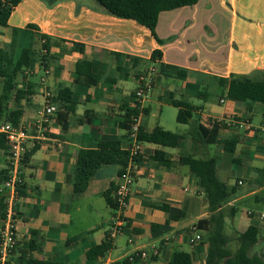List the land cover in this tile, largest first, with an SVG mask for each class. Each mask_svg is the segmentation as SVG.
I'll return each mask as SVG.
<instances>
[{
	"label": "crops",
	"instance_id": "obj_1",
	"mask_svg": "<svg viewBox=\"0 0 264 264\" xmlns=\"http://www.w3.org/2000/svg\"><path fill=\"white\" fill-rule=\"evenodd\" d=\"M217 2V11L212 6L213 0H199L191 7L160 13L155 33L161 44H157L144 27L108 15L93 0H56L51 5L43 0H22L15 7L7 27L0 30V43L9 42L12 29L20 30L21 34L26 32L31 37L32 33L25 31L31 24L36 26L37 33L50 38V49L45 67L37 62L31 70L23 73L24 82L19 89L30 85L31 94L15 106L20 111L18 124L28 130L27 153L36 149L28 159H25L26 153L20 166L22 185L15 223L16 246L6 261L8 264H28L29 261L113 264L126 258L130 264H168L175 249L181 251L182 245H189L191 228L209 216L197 178L179 160L189 156L213 159L219 181L229 188L242 187L246 181L238 178L234 185L228 186L220 179L217 158L210 154L213 150L218 151L217 156L225 154L224 141L238 140L231 155H238L232 158L233 163L264 162V140L259 139L260 133H264V106L229 100L217 81L210 79L229 78L230 75L253 80L264 78V8L258 12V18L256 13L249 14L241 8L236 23L235 0ZM183 14L186 18L180 29L176 22ZM225 14L230 15L228 29L224 28L228 30L226 47L229 57L223 66L218 67L216 36L219 30L215 20ZM235 31H238L237 35ZM80 45L83 47L81 53L78 51ZM0 49L5 50L2 45ZM154 50L160 51L161 58L153 61L150 56ZM232 55L236 57L237 65L232 64ZM80 60L92 63L93 72L101 74L96 86L87 88L74 83V65ZM148 67L155 70L157 79H154L156 83L144 106L148 112H138L135 116L137 129L150 132L159 127L182 139L175 148L140 143L138 171L129 195V207L124 213L126 229L109 238L113 210L106 204L103 194L111 184L116 186L120 167H100L86 191L75 197L76 156L81 149H94L98 141H119L121 150L127 148L129 131L122 129L121 124L125 112L135 108L132 94L139 74ZM211 83L215 84L210 88L216 96L213 99L203 93L204 89L209 90ZM64 88L70 90L76 102L73 111L59 120L60 106L54 97L57 114L45 124L43 136H39L34 121L43 108L45 93L56 96ZM170 96L193 108L191 124L212 130L215 143L194 144L189 128L180 134L169 131L160 121L154 127H147L146 116L152 111L151 104L160 106L158 115L153 114L159 119L161 106L173 107L168 103ZM255 113L260 115V121L254 126ZM155 152L163 153L170 162L169 167L154 161ZM6 165L7 155L0 149V172L6 171ZM224 172L221 167V176ZM247 173L250 174L248 185L264 182V165L260 168L249 166ZM263 188L261 186L258 190ZM254 191L250 187L249 194L253 196ZM244 196H236L226 206L231 204L232 207ZM99 200L106 208H100L95 214L94 206L100 204ZM160 206L166 209H159ZM249 213V218L240 221L247 219L251 225L254 218L251 219ZM180 220L187 222L179 227ZM197 233L202 241L205 232L197 230ZM105 240L110 243L109 251L102 257L87 260L86 251ZM202 242L195 247L189 245L194 248L191 249L193 264H198V260L204 264L205 245ZM119 246L125 253L113 257ZM141 253L145 254L143 258ZM131 256L136 259L130 260Z\"/></svg>",
	"mask_w": 264,
	"mask_h": 264
},
{
	"label": "trees",
	"instance_id": "obj_2",
	"mask_svg": "<svg viewBox=\"0 0 264 264\" xmlns=\"http://www.w3.org/2000/svg\"><path fill=\"white\" fill-rule=\"evenodd\" d=\"M22 0H0V27H7L8 19L15 7ZM51 5L56 0H43ZM101 7L108 15L135 22L141 27H144L150 32L157 44L161 41L157 38L155 28L159 14L166 11H172L183 7H191L199 0H93ZM37 28L34 25H27L25 31L32 33L31 39L35 36L40 42L39 49L32 48V42L28 47H22L16 57L13 53H9L0 49V124L8 122L12 125L18 124L20 111L16 108L9 109L6 106L9 103L18 104L21 100L27 98L30 92V85H26L25 89L16 87L15 80L18 75L23 76V73L32 69L37 62L45 67L46 59L49 55L50 38L36 32ZM35 32V33H34ZM20 30H11L10 46L14 48L17 43ZM34 33V34H33ZM35 42V40H33ZM33 42V43H34ZM83 47L80 45L78 51L81 53ZM161 58L159 50H154L150 56V60ZM75 84H80L87 88L94 87L101 79V74L93 72L92 63L86 60L77 61L74 65ZM217 84L223 89L227 99L238 102L258 103L264 106V78L253 80L243 76L230 75L229 78H218ZM134 94V93H133ZM132 94V97H133ZM56 101L60 108L58 111V119L63 120L73 111L76 102L72 98L70 90L64 88L58 91ZM168 103L177 109L175 121L178 124L189 125V134L193 138L194 144H213L215 138L212 130H207L199 124H191L192 107L183 100L173 99L169 97ZM144 114L148 111L142 110ZM138 113L136 108L128 109L125 112V118L121 124V128L130 131L133 126L131 117H135ZM137 139L140 142L152 143L155 145L175 148L181 141V137L177 134L165 131L159 127L153 128L150 132H145L139 129ZM238 143L236 138H231L223 142L225 154L231 156L234 153ZM0 149L7 154V146L4 137L0 134ZM36 148H32L25 156V159L32 154ZM128 159V153L121 150L119 141H98L94 149H81L76 156V167L73 180V194L79 196L83 194L87 186L95 175L96 171L102 166L118 165L121 173ZM154 161L160 166L169 167L170 162L165 159L162 152H155L153 155ZM179 162L189 168L191 173L197 178L198 186L202 189L207 203L209 216L206 219H201L195 224V228L205 232L206 239V256L204 264H264L261 257L257 255L249 256L248 250L255 245L259 236V229L256 223L249 225L241 234L238 235L239 246L235 251L228 249L230 242L229 238L224 233L225 217H232L235 213L233 208H229L226 213L225 206L228 199L233 196L237 187H227L222 184L217 175L215 161L213 159H194L192 156L181 158ZM137 163L139 161L137 160ZM6 176V171L0 172V186ZM115 190L113 184L104 192L103 197L106 204L114 210L116 205L111 197V193ZM256 200L261 201L256 197ZM165 210V206L158 207ZM4 196L0 193V220L3 218ZM251 218L253 219V214ZM179 217V216H178ZM174 217L173 219H176ZM203 241V240H202ZM201 241V242H202ZM110 249L108 240L101 244L88 249L85 253L87 260H93L102 257ZM133 260L136 258L134 256ZM5 264H8L7 262ZM28 264H57L50 261H29ZM113 264H130L128 258L115 262ZM168 264H193L191 254L174 250L168 260Z\"/></svg>",
	"mask_w": 264,
	"mask_h": 264
},
{
	"label": "rangeland",
	"instance_id": "obj_3",
	"mask_svg": "<svg viewBox=\"0 0 264 264\" xmlns=\"http://www.w3.org/2000/svg\"><path fill=\"white\" fill-rule=\"evenodd\" d=\"M226 1V0H225ZM229 1V0H227ZM212 6L215 8V10L217 11V6H218V2L217 0H213ZM241 8L246 9V12H248L249 14H253L256 13V18H258V12H261V10H263L264 8V0H235V14L238 17L236 23H238L239 19H240V15H241ZM205 17V16H204ZM186 18V15L183 14L180 17H178L177 22H176V26H178L180 29H182L184 27V20ZM229 19H230V15H226L223 16V18L216 17V22H217V26H218V33L216 36V44L218 45V55H219V59L217 61V66L221 67L224 65L225 62H227L228 60V54H227V40H228V30H225L224 28L229 26ZM199 20V19H198ZM162 26V25H160ZM0 30H2V27H0ZM26 33V32H25ZM23 33V34H19L18 35V40L16 45L14 46V48H12V46H10V40L9 42H7L6 44H2L0 43V45H2L5 49V51L7 52H11L13 53V56L16 57L20 51V49L22 47H28L29 44H32V48L33 49H39L40 48V42H37L38 40L36 39V37L34 36L33 39H31L32 37L27 36L28 33ZM208 32L205 31V34H207ZM235 34H238V31H235ZM35 40V42L33 41ZM8 41V40H7ZM34 42V43H33ZM30 44V45H31ZM234 50H236L234 48ZM169 55H171V52H168ZM232 64L237 65L238 62L236 60V57H234V55H232L230 57ZM217 67V68H218ZM150 67L146 68L142 73L139 74V76H143L146 75L150 69ZM156 74V73H155ZM26 76V75H25ZM138 76V77H139ZM247 76V75H246ZM31 77H35V76H31ZM252 78V75L250 76ZM25 79V78H24ZM155 79V78H154ZM157 79V77H156ZM155 79V80H156ZM211 81H217L216 78L212 77L210 78ZM154 80V84L156 83ZM23 77L21 75H18V77L15 80V84L17 88H21L22 84H23ZM215 84L211 83L209 84V90H203V93L205 92V94H207L209 98L213 99L214 97H216L215 95L213 96V91H211L210 88L214 87ZM0 88H1V81H0ZM130 88H132V86H130ZM218 94H220L219 91H217ZM225 96V95H224ZM150 99V98H149ZM147 105V103L145 104ZM16 104H12L9 103L6 107L9 109L15 108ZM159 105H156L154 103L151 104V108L152 111L150 113V115L146 116L148 119V123L146 124L148 128L154 127L156 124L159 123V121L167 128L169 129V131H174L180 134H184L188 131V126L182 125V124H178L175 121V117H176V113H177V109L170 107V106H161L162 108V112L160 114V118L156 119L155 117H153V114L158 115V109H159ZM161 119V120H160ZM260 121V115L255 113V118L253 120V125H257ZM3 123V122H2ZM259 139L264 140V133H260L259 135ZM215 152V153H214ZM212 157H216L217 158V173L220 177L221 180L225 181L226 184L228 186H232L235 184L236 179L238 178H242L246 181V183L242 186V187H238L237 191H236V195L234 197H231L227 202H232L236 196L240 197L245 195L244 197H242L241 199H239L238 201H236L232 207H230V205L225 207L226 213L229 212V208H233L235 210V215L231 218L229 215L226 216V222H225V227H224V233L226 234V236L229 238L230 242L228 244V249L230 251H235L238 246H239V242H238V235L240 233H242L246 226L249 225L247 219H243L246 222L240 221L241 218H249V216L247 215L248 212H251V214H253V218L254 220L253 223H256L258 225V229H259V236H258V240L255 243V245H253L252 247H250V249L248 250V255L249 256H253V255H257L259 257L262 258V260L264 261V221H259L258 220V216L260 214H264V188L261 189L260 191L258 190L259 187L264 186V182L262 183H256V184H252L251 186L248 185V180L250 177V174L247 173V169L249 166L255 167V168H260L264 165L263 161H252L250 163L248 162H241L240 164H236L232 162V158L234 157H238V155H234V156H229L227 154H222L221 156H217L218 151H214L211 152L210 154ZM223 167L224 169V175L221 176L220 173V168ZM185 169L187 170V168L185 167ZM226 176V178H225ZM250 187H252V190L254 191V197L251 196L249 194V189ZM249 194V195H247ZM255 197H258L261 199V201L259 200H255ZM99 203H95V214L99 213V209L100 208H106L103 201H100ZM102 204V205H101ZM106 212H108V209H105ZM105 212V216L106 218L108 217V213ZM100 213H102V215L104 214L103 212L100 211ZM113 213V212H112ZM76 217V215H75ZM93 219V218H90ZM89 220H84L86 222L90 221ZM95 219V216H94ZM252 219V218H251ZM187 221H183L180 220L179 223V227L183 225V223H185ZM202 244L205 245V251H204V255L206 256V239H203ZM195 247V246H194ZM191 248L189 245H187V243H185V245H182V247L180 248L181 251L186 252L191 254ZM176 250V249H175ZM125 253L124 250H121V247H117V251H115L113 253V257H120ZM198 264H201V260H198Z\"/></svg>",
	"mask_w": 264,
	"mask_h": 264
},
{
	"label": "built area",
	"instance_id": "obj_4",
	"mask_svg": "<svg viewBox=\"0 0 264 264\" xmlns=\"http://www.w3.org/2000/svg\"><path fill=\"white\" fill-rule=\"evenodd\" d=\"M155 78V70L150 71L137 79L136 88L133 91L134 106L138 112H142L146 102L150 98L153 90ZM43 81V79H42ZM45 101L42 110L38 113V117L34 121L35 128L39 136H43L45 124L51 117L57 114L58 108L53 98L56 96L45 93ZM133 123L132 128L128 132L129 144L124 150L128 153V159L125 167L117 176L115 190L112 193L113 201L116 208L113 210V217L108 228V237L114 238L126 229V219L124 213L129 207V195L134 183L135 175L138 171L137 160L141 154L140 141L137 139V126L135 124L136 117H131ZM230 123V121H229ZM232 123H234L232 121ZM264 130V127H263ZM0 134L4 137L7 146V165L6 176L0 186V193L4 196L3 218L0 226V264H5L10 254L16 246V216L17 205L20 200L19 190L22 185L20 176V166L23 158L27 153L28 130L23 124L12 125L8 122L0 124ZM240 184V182H238ZM250 214V213H249ZM259 221H264V214L258 216ZM201 242V236L197 233L195 227L191 228L188 237V244L194 247ZM143 258L144 253L140 254ZM132 256L130 260H132Z\"/></svg>",
	"mask_w": 264,
	"mask_h": 264
}]
</instances>
